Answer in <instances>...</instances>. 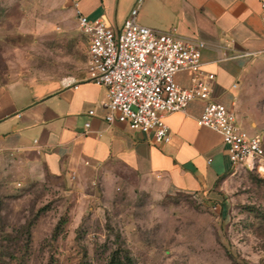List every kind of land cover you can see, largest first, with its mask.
<instances>
[{
  "label": "rangeland",
  "instance_id": "374dc122",
  "mask_svg": "<svg viewBox=\"0 0 264 264\" xmlns=\"http://www.w3.org/2000/svg\"><path fill=\"white\" fill-rule=\"evenodd\" d=\"M64 33L81 32L61 0H0V85L79 74L83 38ZM257 83L251 134L264 136V75ZM106 168L77 180L1 161L0 264H264V174L186 193Z\"/></svg>",
  "mask_w": 264,
  "mask_h": 264
},
{
  "label": "crops",
  "instance_id": "0c3cea01",
  "mask_svg": "<svg viewBox=\"0 0 264 264\" xmlns=\"http://www.w3.org/2000/svg\"><path fill=\"white\" fill-rule=\"evenodd\" d=\"M61 3L73 16L77 9L119 28L136 0ZM136 20L159 30L174 27L184 39L203 40L201 67L214 74L213 99L234 112L240 128L250 134L260 129L249 110L252 89L264 75V0H143ZM64 34L74 41L83 38L78 42L86 57L79 74L0 85V162L9 158L54 176L73 174L77 180L94 166L108 167L106 173H118L111 170L118 166L157 189L186 193H204L233 171H245L230 165L220 134L197 123L203 100L165 116L171 131L167 144L127 123H108L100 106L105 88L86 78L87 39L82 33ZM190 74L180 71L176 81L187 86Z\"/></svg>",
  "mask_w": 264,
  "mask_h": 264
},
{
  "label": "built area",
  "instance_id": "2783aa9c",
  "mask_svg": "<svg viewBox=\"0 0 264 264\" xmlns=\"http://www.w3.org/2000/svg\"><path fill=\"white\" fill-rule=\"evenodd\" d=\"M142 1L136 0L119 28L76 9L78 28L87 39L86 78L106 91L100 102L104 119L127 123L152 133L156 143L167 144L171 131L165 116L184 111L192 100H203L196 121L220 134L230 165L264 174V136L240 128L234 112L213 99L214 74L201 67L205 42L184 39L174 27L159 30L139 24L136 16ZM183 70L191 72L187 86L176 81ZM93 113L94 109L88 111Z\"/></svg>",
  "mask_w": 264,
  "mask_h": 264
},
{
  "label": "trees",
  "instance_id": "16d2710c",
  "mask_svg": "<svg viewBox=\"0 0 264 264\" xmlns=\"http://www.w3.org/2000/svg\"><path fill=\"white\" fill-rule=\"evenodd\" d=\"M30 226H31V223L29 222V223L27 224V226H26L27 231H29V227H30ZM127 260H128V264H132L131 260L128 259V257H127ZM109 264H116V263H114V262L112 261V262H110Z\"/></svg>",
  "mask_w": 264,
  "mask_h": 264
}]
</instances>
